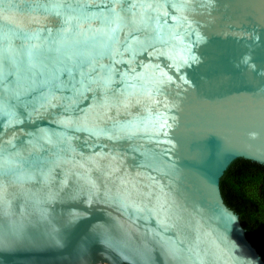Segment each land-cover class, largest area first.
I'll return each instance as SVG.
<instances>
[{"label": "water", "instance_id": "obj_1", "mask_svg": "<svg viewBox=\"0 0 264 264\" xmlns=\"http://www.w3.org/2000/svg\"><path fill=\"white\" fill-rule=\"evenodd\" d=\"M239 158L264 165V0H0V264H264Z\"/></svg>", "mask_w": 264, "mask_h": 264}, {"label": "trees", "instance_id": "obj_2", "mask_svg": "<svg viewBox=\"0 0 264 264\" xmlns=\"http://www.w3.org/2000/svg\"><path fill=\"white\" fill-rule=\"evenodd\" d=\"M226 205L239 215L246 236L264 260V165L239 158L220 181Z\"/></svg>", "mask_w": 264, "mask_h": 264}, {"label": "built area", "instance_id": "obj_3", "mask_svg": "<svg viewBox=\"0 0 264 264\" xmlns=\"http://www.w3.org/2000/svg\"><path fill=\"white\" fill-rule=\"evenodd\" d=\"M101 264H107V263H101Z\"/></svg>", "mask_w": 264, "mask_h": 264}]
</instances>
